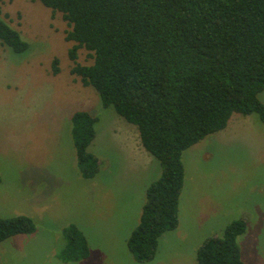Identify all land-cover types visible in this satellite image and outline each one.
I'll return each mask as SVG.
<instances>
[{
	"label": "rangeland",
	"instance_id": "1",
	"mask_svg": "<svg viewBox=\"0 0 264 264\" xmlns=\"http://www.w3.org/2000/svg\"><path fill=\"white\" fill-rule=\"evenodd\" d=\"M0 10L29 44L21 55L0 44V217L26 216L35 225L34 233L0 243V264H197L203 242L235 220L246 225L237 237L243 263L264 264V123L256 114H232L223 130L183 152L177 227L159 237L151 261L137 262L127 240L160 163L137 127L70 73L73 43L64 39L60 13L37 0H0ZM76 62L92 60L80 49ZM258 99L264 105V90ZM76 111L97 119L87 151L99 170L89 179L77 169L70 134ZM69 225L86 238L88 255L63 262Z\"/></svg>",
	"mask_w": 264,
	"mask_h": 264
},
{
	"label": "trees",
	"instance_id": "2",
	"mask_svg": "<svg viewBox=\"0 0 264 264\" xmlns=\"http://www.w3.org/2000/svg\"><path fill=\"white\" fill-rule=\"evenodd\" d=\"M37 1L68 26L70 73L97 92L103 108L112 107L137 127L142 147L161 165L127 240L135 261H151L159 237L177 227L183 152L223 130L234 113L256 114L264 123L258 99L264 90V0ZM0 44L16 55L29 48L1 10ZM80 49L88 52L90 65L76 62ZM58 71L54 59L51 73ZM70 119L77 169L84 179L93 178L99 163L87 148L97 119L86 111ZM245 227L235 220L221 236L206 239L197 264H244L237 237ZM34 231L30 217H0V243ZM63 233L61 260L87 257L82 232L69 225Z\"/></svg>",
	"mask_w": 264,
	"mask_h": 264
},
{
	"label": "crops",
	"instance_id": "3",
	"mask_svg": "<svg viewBox=\"0 0 264 264\" xmlns=\"http://www.w3.org/2000/svg\"><path fill=\"white\" fill-rule=\"evenodd\" d=\"M146 191V190H145ZM174 264H176V263H174Z\"/></svg>",
	"mask_w": 264,
	"mask_h": 264
}]
</instances>
